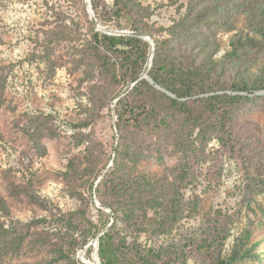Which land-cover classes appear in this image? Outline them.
I'll return each mask as SVG.
<instances>
[{
	"label": "trees",
	"instance_id": "trees-1",
	"mask_svg": "<svg viewBox=\"0 0 264 264\" xmlns=\"http://www.w3.org/2000/svg\"><path fill=\"white\" fill-rule=\"evenodd\" d=\"M91 2L102 25L153 38L155 51L149 75L154 83L142 78L116 101L144 70L150 43L135 35L97 30L85 4L86 32L77 28L78 22H62L47 30L41 42V57L54 75L61 65L53 57L60 44L83 40L69 54V62L74 71L81 70V82L98 75V82L88 86L92 122L105 108L112 111L115 104L118 140L111 154L90 133H81L78 143L85 142V153L72 157L62 172L72 196H83L80 189L85 183L93 178L92 186L98 179V200L115 213L111 224V213L103 209H99L98 224L85 219L87 234L81 247L87 245L91 235L95 237L103 230L98 250L102 264H179V254L170 247H146L138 237L143 232L169 234L184 216L203 212V199L197 194L186 199L184 189L197 182L194 166L206 160L212 140L239 153L249 180L264 186V138L258 134L262 126L252 116L255 104L247 103H255L260 96L254 94L264 90V0H190L185 13L168 28L150 25L147 19L153 14L151 7L137 0H112L111 6L104 0ZM242 12L247 13L248 31L235 33L229 40L230 49L216 58L221 46L216 28L236 29V16ZM164 30L168 37L163 35ZM45 124L33 131L36 142L43 136ZM89 124L85 122L82 127ZM9 188L16 196L31 197L28 185L12 183ZM0 212V264L9 257L35 251H47L52 256L24 264H54L67 257L62 246L57 251L50 246L49 232L38 229L37 224L45 218L12 220L2 196ZM203 215L210 226L203 244L214 247L217 253L203 264L261 261L260 251L254 250L258 242L253 240L258 226L244 227L231 253L221 257L231 220L223 219L220 227L219 215L211 211ZM2 217L9 218L8 226ZM65 222L70 229L78 228L69 215ZM129 234L132 240L127 239ZM92 249L88 247V257Z\"/></svg>",
	"mask_w": 264,
	"mask_h": 264
},
{
	"label": "rangeland",
	"instance_id": "rangeland-1",
	"mask_svg": "<svg viewBox=\"0 0 264 264\" xmlns=\"http://www.w3.org/2000/svg\"><path fill=\"white\" fill-rule=\"evenodd\" d=\"M137 1L151 7L153 14L147 19L150 25L168 28L185 13L190 0ZM104 2L109 6L113 3L112 0ZM84 4L85 0H0V196L10 207L14 221L45 218L37 224L38 229L49 232L50 246L56 251L58 246H62L67 255L54 264H87L80 256L86 247H81L83 236L87 234L85 219L98 224L99 209L111 210L98 200V179L92 186L93 178L85 183L80 189L83 196H72L62 172L72 157L85 153V142L78 143L81 133H90L111 154L112 146L118 140L114 127V104L112 111L105 108L100 116L93 117L95 120L92 122L88 86L98 82V75L91 81L81 82V70L74 71L69 62V54L74 53V48L80 47L83 40L60 44L53 57L61 65L54 75L40 54L46 31L58 23L78 22L77 28L86 32L88 24L83 13ZM247 22V13L242 12L236 16V29L225 31L223 27L216 28L217 39L221 43L216 58H221L230 49L229 40L235 33L248 31ZM103 26L129 30L111 24ZM163 35L168 37L165 30ZM254 95L260 97L255 103H247L255 104L252 116L262 126L258 134L264 138V90ZM88 121L90 124L82 127ZM43 123L47 124L43 136L36 142L33 131ZM206 152V160L194 166L197 182L184 189L186 199L195 194L203 199V212L193 217L184 216L169 234L156 236L143 232L138 242L146 247L159 244L170 247L179 254V264L210 262L217 253L214 247L203 244V239L210 232L203 214L211 211L221 217L220 227L223 219L231 220L225 232L228 236L221 246V257L231 253L235 239L244 227L254 225L258 226L257 236L253 238L258 247L254 250L260 251L261 261L247 259L238 263L264 264V186H257L249 180L241 155L231 147L214 139ZM12 183L28 185L33 198L24 194L14 195L9 188ZM99 203L105 208H101ZM66 215L76 221L78 228H69L65 222ZM2 219L8 226L9 218ZM113 220L111 217L109 224ZM97 236L91 235L87 244ZM132 238L131 234L127 237L128 240ZM90 246L94 249L93 244ZM36 252L9 257L4 264H24L25 261L52 256L47 251ZM85 256L94 262L92 253L88 257L86 250Z\"/></svg>",
	"mask_w": 264,
	"mask_h": 264
},
{
	"label": "water",
	"instance_id": "water-1",
	"mask_svg": "<svg viewBox=\"0 0 264 264\" xmlns=\"http://www.w3.org/2000/svg\"><path fill=\"white\" fill-rule=\"evenodd\" d=\"M85 3H86V8H87V11L89 13V18L92 20V22L94 23L95 27L97 30H101L102 32L104 33H107V34H113V35H135V36H139V37H142L143 39H145L146 41H148L150 43V53H149V59L144 67V70L142 71V73L138 76V78L132 82L129 86H126L123 91L120 93L119 97L116 99V101L121 97L123 96L124 94H126L133 86H135V83L142 79V78H146L148 79L150 82L154 83V80L152 79V77L149 75V70L152 66V63H153V58H154V51H155V43H154V40L153 38L149 35V34H146V33H142V32H138V31H129V30H118V29H113V28H108L106 26H103L101 24V22H99V19L97 18L94 10H93V7H92V2L91 0H85ZM158 88H161V86L157 85ZM171 94V93H170ZM115 101V102H116ZM115 107V104L113 106V108ZM114 114V127H115V131H116V138L118 139V123H117V116L115 114V112H113ZM110 165H112V161L110 163ZM109 165V166H110ZM105 173V171L102 173V175ZM102 175L99 177V179L102 177ZM100 207L101 208H105L103 205H101L99 203ZM108 212L111 213V217H112V220L114 219V214L111 210H108ZM104 232V231H103ZM102 232V233H103ZM100 233L95 240H93L91 243L87 244L86 247H85V252L87 250V248L93 244L94 246V249H93V252H92V257L94 256V253L97 255L98 257V262L97 264H102L101 263V260H100V257H99V253H98V250H99V237L100 235L102 234Z\"/></svg>",
	"mask_w": 264,
	"mask_h": 264
},
{
	"label": "bare ground",
	"instance_id": "bare-ground-1",
	"mask_svg": "<svg viewBox=\"0 0 264 264\" xmlns=\"http://www.w3.org/2000/svg\"><path fill=\"white\" fill-rule=\"evenodd\" d=\"M80 256L83 259V261H85V263H87V264H97V262H98V260H97L98 257H97V255L95 253H94V256L92 257V259L94 260V262L91 261V260H89V259H87V257L85 256V251H82L80 253Z\"/></svg>",
	"mask_w": 264,
	"mask_h": 264
}]
</instances>
